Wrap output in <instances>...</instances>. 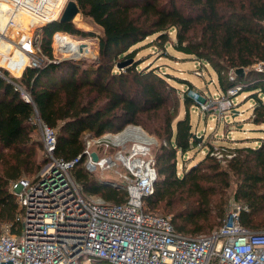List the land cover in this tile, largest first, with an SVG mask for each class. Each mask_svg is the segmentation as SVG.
I'll return each mask as SVG.
<instances>
[{
	"label": "trees",
	"instance_id": "1",
	"mask_svg": "<svg viewBox=\"0 0 264 264\" xmlns=\"http://www.w3.org/2000/svg\"><path fill=\"white\" fill-rule=\"evenodd\" d=\"M82 15L100 29L99 59L63 60L27 68L21 83L33 103L22 99L12 84L0 77V234L4 225L17 222L19 203L10 190L13 180L37 173L43 143L34 139L31 118L38 109L47 124L58 129L56 156L75 158L84 149V136L115 132L127 124L141 125L165 140L156 157L158 180L153 195L145 198L149 213L170 217L176 230L186 235L209 234L222 226L228 214L227 190L236 182L235 199L248 206L240 219L253 232L264 231V140L242 145L236 156L222 164L208 153L182 175L178 153L185 154L201 142L194 138L191 107L197 105L188 82L182 99L178 88L154 63L141 68L138 48L157 34L152 45L174 50L211 66L217 89L225 93L236 84L256 98V125L264 124V72L246 70L229 78L231 70L248 68L264 59V0H77ZM64 31L88 38L94 33L73 22L55 21L40 28L41 48L53 57L52 34ZM175 30V39L170 32ZM133 59L125 67L118 64ZM118 67V68H117ZM263 96V97H262ZM184 115L178 117L180 102ZM264 130V129H263ZM230 149V148H229ZM232 149V148H231ZM83 193L100 194L115 203L125 191L104 186L82 165L73 168ZM90 264H111L93 260Z\"/></svg>",
	"mask_w": 264,
	"mask_h": 264
},
{
	"label": "built area",
	"instance_id": "2",
	"mask_svg": "<svg viewBox=\"0 0 264 264\" xmlns=\"http://www.w3.org/2000/svg\"><path fill=\"white\" fill-rule=\"evenodd\" d=\"M69 1L0 0V11L1 3L8 5L1 11L7 20L0 28V77L28 103H33L32 94L20 81L27 68L63 60L79 62L92 52L91 39L80 38L88 45L70 46L62 42L63 34L69 33L56 30L53 57L43 55L37 30L58 21ZM1 43L8 49L1 48ZM55 52L62 57L56 58ZM252 66L256 72H264V59ZM236 76V70H231L229 78L235 80ZM242 89L236 84L218 97L208 95L201 104L193 99L204 112L223 115L232 111ZM31 123L41 131L47 163L32 179L24 176L10 183L19 203L16 219L20 227L15 231L12 224L3 226L0 262L85 264L97 259L111 264H264V231L243 226L240 215L248 209L245 204L230 209L222 226L213 232L195 236L179 233L170 217L147 212L145 198L154 194L158 180L153 154L158 141L141 125L131 123L121 131L98 136L88 133L83 151L65 160L56 156L58 129L44 122L38 109ZM113 149L115 155L110 153ZM233 149L214 147L211 155L227 162L236 156ZM77 165L90 174L100 171L105 175L99 177L104 186L125 191L124 201L85 195L71 173ZM108 171L116 179H108Z\"/></svg>",
	"mask_w": 264,
	"mask_h": 264
},
{
	"label": "rangeland",
	"instance_id": "3",
	"mask_svg": "<svg viewBox=\"0 0 264 264\" xmlns=\"http://www.w3.org/2000/svg\"><path fill=\"white\" fill-rule=\"evenodd\" d=\"M4 4L8 7L6 3H1L2 8ZM5 14L0 12V28L4 27V24L7 20ZM77 18L78 19H75V21L73 22L76 27L95 34L91 37H88L93 42L91 49L92 52L85 55L84 59L82 60L96 61L99 59V38L97 36L101 34V29L94 22L90 21L82 14L77 16ZM39 30H37V33L39 32ZM175 33V30H172L170 32V35L173 39H175ZM38 34L40 35L41 39V32ZM66 37H71L74 40L81 41L79 40L81 37H72L69 34H63L62 39ZM156 38L157 34H154L145 38L143 41L133 45L130 48L131 50L134 48L139 49L135 59L136 61H143L141 68H145L146 66L152 63H154L155 66H159V72H161V74L164 76L170 77L169 82H171L173 85L176 86V88H178V96L181 99L185 91H187L189 88L188 82H191L196 87L192 90L189 89L188 94L192 95V97L197 102H199V104L203 103L208 95L218 97V93L220 92L217 91V75L215 71L211 68V66L205 64L204 62L195 60L192 57H188L180 52H177L176 50H174L172 45H168L165 50L161 49V47L159 46L152 45L153 42H155ZM63 41L64 40H62V42ZM55 42L56 40L54 39V37H52V46L56 44ZM4 46H6V48L8 49V46L5 43H2L1 48H4ZM4 50L6 49L4 48ZM57 53L55 52L56 58H61L62 55ZM250 69L253 70V66L245 68V71ZM234 105L235 106L233 107L231 112H228L227 114L223 115L219 111H210L209 113L204 112L202 109H200V107L198 108V105H194L191 107V120L193 130L195 131V134L198 137H201L202 139L198 138L201 143L197 147L192 148L185 154H182L181 152L178 153V174L182 175L192 165L199 163V161L208 153L210 144L218 148H220L221 146L232 148V144L234 143V141L232 140L234 139L238 143H242L240 145L249 144L252 146H257L262 140H264V124L256 125L253 123V119L255 118L254 108L256 105V98L252 97V95H250V93L248 92H241L236 97ZM184 109L185 108L183 102L181 101L179 106L178 117H182L184 115ZM124 128H122L121 130H123ZM146 132L148 131L146 130ZM148 133L156 137L158 141V143L153 148V154L156 158L159 148L162 145H165L166 141L158 138L151 132ZM33 135L35 140L42 142V135L39 129L35 128V130L33 131ZM97 149L99 152H102L99 148ZM110 153L112 155H115L117 153V150L113 149L110 151ZM39 160H45L41 166L42 168L47 163V158L44 154L43 149L39 152ZM221 163L226 164L225 162ZM120 170H123L122 166L120 167ZM71 173L73 175V171ZM106 173L108 179H116L112 172L108 171ZM36 174L37 173H34L32 175L28 174L25 175V177L32 179ZM93 175L94 177L98 178L103 176L105 177V175H101L100 171H97ZM235 190L236 182L235 179H233L232 186L230 187V189L227 190L226 195L228 200V212L236 205L244 204L235 199ZM89 195L92 194H87V196ZM95 195L99 196L100 194ZM166 216L171 217L172 215L167 214ZM85 264L90 263L86 262Z\"/></svg>",
	"mask_w": 264,
	"mask_h": 264
},
{
	"label": "water",
	"instance_id": "4",
	"mask_svg": "<svg viewBox=\"0 0 264 264\" xmlns=\"http://www.w3.org/2000/svg\"><path fill=\"white\" fill-rule=\"evenodd\" d=\"M82 14V11H81V8L79 7L78 3H77V0H70L66 6V9L64 10L61 18L59 19V21L62 23V22H74L75 21V18ZM70 61V60H69ZM133 62V59H130V60H126L124 62H121L118 64V67L121 68V67H125L129 64H131ZM236 73L238 75H241V74H244L245 73V68L241 67V68H238L236 70ZM193 136L194 138L196 139H202L201 137H198L195 133H193ZM93 158L95 160L98 159V155L96 152L93 153ZM0 264H18L17 262H15L14 260H8V261H1Z\"/></svg>",
	"mask_w": 264,
	"mask_h": 264
},
{
	"label": "bare ground",
	"instance_id": "5",
	"mask_svg": "<svg viewBox=\"0 0 264 264\" xmlns=\"http://www.w3.org/2000/svg\"><path fill=\"white\" fill-rule=\"evenodd\" d=\"M78 18L76 17V20H77ZM23 20L24 21H27V17L26 16H24L23 17ZM27 25H28V23H26ZM64 41V43H67V44H69L70 46H76V47H81V46H84L85 44H89L87 41H78V40H74L73 38H71V37H66V38H64L63 39ZM80 40V39H79Z\"/></svg>",
	"mask_w": 264,
	"mask_h": 264
},
{
	"label": "crops",
	"instance_id": "6",
	"mask_svg": "<svg viewBox=\"0 0 264 264\" xmlns=\"http://www.w3.org/2000/svg\"><path fill=\"white\" fill-rule=\"evenodd\" d=\"M7 8H8V7L5 6V4H4L2 10H3V9L5 10V9H7ZM2 10H1V11H2ZM1 11H0V12H1ZM29 26H30V24H29ZM1 44H2V43H1ZM4 48L7 49L6 46H4ZM213 80H214V79H213ZM217 91H218V90H217ZM232 141H234V143L232 144V148H235V147H237V146H242V145H240V144H242V143H238L235 139L232 140ZM246 145H249V144H246Z\"/></svg>",
	"mask_w": 264,
	"mask_h": 264
}]
</instances>
